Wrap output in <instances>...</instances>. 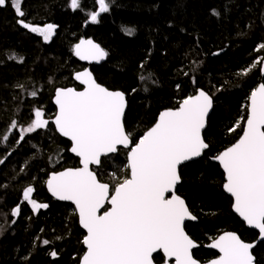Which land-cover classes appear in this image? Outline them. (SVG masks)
<instances>
[{"label":"trees","instance_id":"trees-1","mask_svg":"<svg viewBox=\"0 0 264 264\" xmlns=\"http://www.w3.org/2000/svg\"><path fill=\"white\" fill-rule=\"evenodd\" d=\"M107 2L109 11L91 23L89 13L99 10L97 0H81L75 11L70 0H22V19L34 26H57L48 42L17 23L11 0L0 7V264H80L85 253V232L75 208L54 200L46 188L51 173L80 163L52 120L56 89L80 88L74 75L86 66L74 48L83 37L108 54L92 71L101 85L128 96L125 127L134 141L155 124L160 112L178 108L199 89L213 97L214 111L204 133L210 147L201 159L181 168L177 189L198 219L186 225L200 245L194 257L202 263L216 257L206 247L225 232H235L246 242L258 239L233 212L232 199L223 189L225 175L213 157L242 135L248 97L264 82L258 63L264 58L259 47L264 44V0ZM125 27L134 33L128 35ZM254 63L255 69L241 74ZM36 109L44 112L49 125L20 141V130L29 126ZM237 122L240 127L230 132ZM127 151L120 149L93 169L102 182L113 185V173L123 178ZM29 186L35 190L33 199L48 205L37 214L23 200ZM17 206L20 214L15 218ZM254 255L257 264H264V242ZM161 257L155 256L156 264H163Z\"/></svg>","mask_w":264,"mask_h":264},{"label":"snow or ice","instance_id":"snow-or-ice-1","mask_svg":"<svg viewBox=\"0 0 264 264\" xmlns=\"http://www.w3.org/2000/svg\"><path fill=\"white\" fill-rule=\"evenodd\" d=\"M97 3L99 10L89 13L91 23H98L100 14L109 11L107 0ZM11 4L18 24L45 42L50 41L56 25L34 26L22 19V0H11ZM2 6H6V0H0ZM70 7L77 10L81 0H70ZM213 14L219 15L215 10ZM123 30L128 35L134 33L132 28ZM259 47L264 49V44ZM74 52L81 60L96 62L108 55L90 39H82ZM12 58H16L15 54ZM256 67L254 63L241 74L247 75ZM75 79L84 86L83 90L56 89L58 111L53 122L59 134L71 141L70 151L79 157L81 166L53 173L47 187L57 199L75 205L79 223L86 230V252L81 264H156L154 254L159 253L163 264H200L192 251L198 245L185 231V221L197 217L176 189L181 183L180 166L200 157L210 147L202 130L213 107L212 96L199 90L185 98L178 108L160 112L155 124L134 141L124 124L125 94L100 85L87 69L76 73ZM30 94L37 95L35 91ZM248 99L242 135L213 158L223 168V188L234 200V211L248 226L258 230L259 241L264 240V83L251 91ZM34 115L29 126L20 130V141L25 139V133L48 127L42 110L36 109ZM15 127L14 122L12 128ZM239 127L237 122L229 131ZM3 140H8V136ZM121 147L128 150L126 174L121 179L113 173V185L101 182L91 166H100L102 157L117 153ZM33 191L31 186L25 188L23 200L34 212L47 208V204L32 198ZM19 214L17 206L12 215ZM43 244L49 241L44 240ZM209 247L218 249L219 256L208 264H255V243L244 242L236 233L225 232ZM50 255L56 257L57 253L52 251Z\"/></svg>","mask_w":264,"mask_h":264},{"label":"water","instance_id":"water-1","mask_svg":"<svg viewBox=\"0 0 264 264\" xmlns=\"http://www.w3.org/2000/svg\"><path fill=\"white\" fill-rule=\"evenodd\" d=\"M83 40H89V39H87L86 37H83L82 38ZM81 39V40H82ZM80 40V41H81ZM90 40H92L94 43H96V44H98L97 42H95L93 39H90ZM79 41V42H80ZM78 42V43H79ZM77 43V44H78ZM101 47V46H100ZM102 48V47H101ZM76 56V55H75ZM76 58L82 63V64H84V65H86L87 67L85 68V69H87V70H89L92 74H93V77L95 78V80L97 81V79H96V77H95V75H94V73H93V71H92V67H99V66H101V65H103L106 61H107V56H106V58L104 59V60H101V61H99V62H96L95 60H81L78 56H76ZM263 61H264V59H263ZM262 68H264V63H262V66H261V69ZM84 69V70H85ZM84 70H82V71H84ZM82 71H80V72H82ZM78 73V72H77ZM261 74H262V76H263V78H264V72H262L261 71ZM76 75V74H75ZM75 75H74V80H75V82L77 83V84H79L80 86H82V87H84L83 85H81L80 84V82L79 81H77L76 79H75ZM97 83H99L98 81H97ZM100 84V83H99ZM101 85V84H100ZM103 86V85H102ZM105 87V86H104ZM68 88H74V87H68ZM76 89V88H75ZM77 90V89H76ZM82 90H83V88H82ZM110 90V89H109ZM199 90H203V89H199ZM198 90V91H199ZM78 91H80V90H78ZM203 91H205V90H203ZM206 92V91H205ZM124 93V92H123ZM198 93V92H197ZM196 93V94H197ZM206 93H208V92H206ZM125 94V93H124ZM195 94V95H196ZM209 94V93H208ZM210 95V94H209ZM211 96V95H210ZM125 98H126V108H125V115H124V124H125V117H126V113H127V111H128V96L125 94ZM212 99H213V97H212ZM53 103H54V105L56 106V108H57V105L55 104V95H54V99H53ZM249 104H250V101H249V103H248V106H249ZM214 106H215V103H214V99H213V107H212V109L209 111V115H208V117H207V119H206V126H205V128L202 130V136H203V138L205 139V137H204V133H205V131L207 130V128H208V124H209V119H210V117H211V115H212V113H213V111H214ZM166 110H168V109H166ZM57 111H58V108H57ZM57 113V112H56ZM159 117V116H158ZM54 119H55V117L53 118V120H52V122L54 121ZM53 124H54V122H53ZM245 125H246V122H245ZM244 125V126H245ZM54 126H55V124H54ZM56 128V127H55ZM126 128V127H125ZM57 131V130H56ZM127 131V130H126ZM57 133L59 134V132L57 131ZM60 135V134H59ZM61 136V135H60ZM62 138H64V139H66V140H68L70 143H71V141L67 138V137H63V136H61ZM206 141V140H205ZM131 146V145H130ZM120 149H123L122 147L120 148ZM209 149V148H208ZM208 149H206L205 151H204V153L200 156V157H195V158H193L192 160H190V161H187V162H185L184 164H182L181 166H180V175H181V168L182 167H184V166H186V165H188V164H190V163H193V162H196V161H198L199 159H201L203 156H204V154H205V152L208 150ZM125 150H127V149H125ZM119 152V151H118ZM118 152L117 153H115V154H110L109 156H113V155H116V154H118ZM70 153L73 155V156H75L76 158H78L79 159V157H77L74 153H72L71 151H70ZM109 156H107V157H109ZM103 158H105V157H102L101 159L103 160ZM213 161L215 162V163H217L220 167H221V169H222V171H223V168H222V166L219 164V161H217V160H215V159H213ZM79 162H80V160H79ZM81 165H80V163H79V167H80ZM101 166V165H100ZM100 166H95V165H93V166H91L92 167V169H94V168H99ZM67 169H69V168H67ZM64 170H66V169H64ZM64 170H62V171H64ZM59 172H61V171H59ZM56 173H58V172H56ZM223 173H224V171H223ZM53 173H51L50 175H49V178H50V176L52 175ZM225 175V174H224ZM97 177H98V175H97ZM48 178V179H49ZM47 179V180H48ZM98 179H99V177H98ZM100 180V179H99ZM101 181V180H100ZM102 182V181H101ZM181 182H182V178H181ZM225 182H226V177H225ZM105 183V182H104ZM181 184V183H180ZM180 184H178L177 185V189H178V186L180 185ZM46 188H47V191H48V193L51 195V197L54 199V200H56V201H58V202H60V203H63V204H69V205H71V206H73L74 208H75V205L71 202V201H64V200H59V199H57L56 197H54L52 194H51V192H49V190H48V187H47V182H46ZM177 189H176V191H177ZM224 189V188H223ZM225 191V190H224ZM225 193L228 195V196H230L231 197V195L229 194V193H227L226 191H225ZM178 194V193H177ZM179 195V194H178ZM180 196V195H179ZM181 198H183V197H181ZM232 198V197H231ZM184 199V198H183ZM233 199V198H232ZM185 200V199H184ZM185 202H186V200H185ZM233 202H234V200H233ZM186 204H187V202H186ZM187 206H188V204H187ZM107 207H110L109 205H106V208ZM232 209H233V207H232ZM76 210V209H75ZM101 211H103V209L101 210ZM77 212V211H76ZM233 212L236 214V216L238 217V218H240L242 221H243V219L234 211V209H233ZM77 215H78V212H77ZM78 220H79V217H78ZM198 221V219H196V220H188V221H185V231H186V225L188 224V223H190V222H197ZM244 222V221H243ZM245 223V225H246V227L247 228H249V229H251V230H253V231H255V232H257L258 233V230L257 229H254V228H252V227H250V226H248L247 224H246V222H244ZM79 225H80V223H79ZM80 227H81V229L85 232V235H86V230L80 225ZM186 233L188 234V232L186 231ZM233 233H235V232H233ZM224 234V233H223ZM237 234V233H236ZM259 234V233H258ZM189 235V234H188ZM222 235V234H221ZM239 237H240V235L239 234H237ZM190 236V235H189ZM190 238H191V236H190ZM218 238V237H217ZM241 238V237H240ZM192 239V238H191ZM241 240H243L242 238H241ZM194 241V240H193ZM244 241V240H243ZM195 242V241H194ZM213 242V241H212ZM211 242V243H212ZM244 242H246V241H244ZM262 242H264V240H259L258 241V239L255 241V242H248V243H255V247L252 249V252H253V255H254V251H255V249L258 247V245L259 244H261ZM210 243V244H211ZM209 244V245H210ZM197 247L195 248V249H193L192 251L194 252L196 249H199V247H200V245L197 243ZM209 245H207V249L208 250H211V251H214V252H216L217 254H218V256H219V250L218 249H214V248H210L209 247ZM84 247H85V252H86V245H84ZM160 254V253H159ZM162 254V253H161ZM157 254H154V257L156 256ZM194 256V255H193ZM83 257V256H82ZM255 257V256H254ZM195 258V257H194ZM218 258V257H217ZM256 258V257H255ZM196 259V258H195ZM216 259V258H215ZM81 260H82V258H81ZM81 260H80V264H81ZM197 260V259H196ZM213 260V259H212ZM198 261V260H197ZM198 262H200V261H198ZM210 262V261H209ZM170 264H171V262H170ZM200 264H208V262H206V263H202V262H200ZM255 264H257L256 263V259H255Z\"/></svg>","mask_w":264,"mask_h":264},{"label":"flooded vegetation","instance_id":"flooded-vegetation-1","mask_svg":"<svg viewBox=\"0 0 264 264\" xmlns=\"http://www.w3.org/2000/svg\"><path fill=\"white\" fill-rule=\"evenodd\" d=\"M263 59H264V58H263ZM262 61H263V60H262ZM85 66H86V65H85ZM261 66H262V64H261ZM86 67H87V66H86ZM86 67H85V68H86ZM83 70H84V69H83ZM81 71H82V70H81ZM262 77H263V76H262ZM262 83H264V82H262ZM260 84H261V83H260ZM78 85H79V84H78ZM79 86H80V85H79ZM258 86H259V85H258ZM258 86H257V87H258ZM74 88H75V87H74ZM82 88H83V87L80 86V88L77 89V90H82ZM248 103H249V101H248ZM56 112H57V111H56ZM13 130H14V128H12V131H13ZM229 197H230V196H229ZM230 198H231V197H230ZM231 199H232V198H231ZM232 202H233V199H232ZM232 205H233V204H232ZM232 210H233V209H232ZM257 237H258V236H257ZM215 253H216V252H215ZM216 254H217V253H216ZM254 256H255V255H254ZM217 257H218V254H217L216 257H214L213 259H215V258H217ZM255 257H256V256H255ZM209 261H211V260H208V262H209ZM203 263H205V262H203ZM256 263H257V260H256Z\"/></svg>","mask_w":264,"mask_h":264},{"label":"rangeland","instance_id":"rangeland-1","mask_svg":"<svg viewBox=\"0 0 264 264\" xmlns=\"http://www.w3.org/2000/svg\"><path fill=\"white\" fill-rule=\"evenodd\" d=\"M14 129H15V128H14ZM26 134H28V133H25V135H26ZM33 189H34V188H33ZM34 191H35V190H34ZM34 191H33V193H32V198H33ZM29 205H30V204H29ZM30 207H31V209H32V206H31V205H30ZM42 209H45V208H42ZM42 209H39L38 211H35V212L33 211V212H34L35 214H37V213H38L40 210H42ZM17 216H18V215H16L15 218H16Z\"/></svg>","mask_w":264,"mask_h":264}]
</instances>
